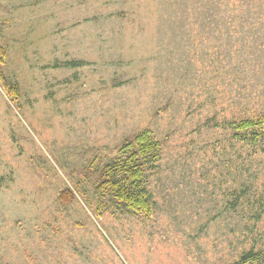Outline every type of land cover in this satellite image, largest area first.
Instances as JSON below:
<instances>
[{
    "label": "rangeland",
    "instance_id": "obj_1",
    "mask_svg": "<svg viewBox=\"0 0 264 264\" xmlns=\"http://www.w3.org/2000/svg\"><path fill=\"white\" fill-rule=\"evenodd\" d=\"M0 55V264H226L263 248L264 140L219 123L264 114V0H0ZM142 129L161 144L148 217L98 186Z\"/></svg>",
    "mask_w": 264,
    "mask_h": 264
},
{
    "label": "trees",
    "instance_id": "obj_2",
    "mask_svg": "<svg viewBox=\"0 0 264 264\" xmlns=\"http://www.w3.org/2000/svg\"><path fill=\"white\" fill-rule=\"evenodd\" d=\"M4 88L10 98L16 97V84L5 81ZM219 126L226 128L231 138L240 143L255 145L264 140V114L239 119L225 118ZM160 148V141L148 129L136 132L125 139L117 147L115 156L103 165L98 186L120 206L148 217L153 203L146 185L147 170L158 161ZM57 199L67 205L73 201L74 192L69 187L63 188ZM226 264H264V246L261 250H243L235 261Z\"/></svg>",
    "mask_w": 264,
    "mask_h": 264
}]
</instances>
